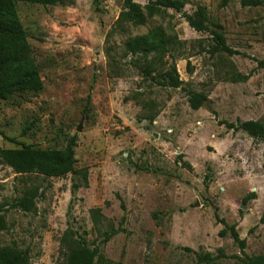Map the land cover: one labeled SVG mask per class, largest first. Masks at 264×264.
<instances>
[{
	"label": "rangeland",
	"instance_id": "rangeland-1",
	"mask_svg": "<svg viewBox=\"0 0 264 264\" xmlns=\"http://www.w3.org/2000/svg\"><path fill=\"white\" fill-rule=\"evenodd\" d=\"M152 1L17 2L43 88L0 100V149L76 142L61 177L0 159V247L29 250V264H65L80 240L111 264H242L220 219L236 225L246 254L264 255V136L228 127L264 123V0H183L145 25L120 21L130 2ZM199 8L209 30L189 22ZM156 28L166 52H128L130 38ZM174 67L180 87L167 76ZM190 92L209 101L195 110ZM34 188L32 210L9 206Z\"/></svg>",
	"mask_w": 264,
	"mask_h": 264
},
{
	"label": "trees",
	"instance_id": "trees-1",
	"mask_svg": "<svg viewBox=\"0 0 264 264\" xmlns=\"http://www.w3.org/2000/svg\"><path fill=\"white\" fill-rule=\"evenodd\" d=\"M24 1L42 5H58L62 0H0V100H8L15 94L26 91H40L43 88L42 78L31 53L28 33L24 28L17 2ZM259 0H242L244 5L258 4ZM184 6L183 0H153L149 5L142 7L140 4L130 2L127 10L122 12L120 21L132 22L135 25H145L148 18L161 12V7H169L177 10ZM192 27L198 31L209 30L206 23L207 12L199 8L196 17H188ZM219 43L226 45V39L221 33H216ZM170 39L165 32L156 28L148 34L130 38L126 43L128 52L133 54L166 52ZM168 72L172 86L180 87L183 81L176 74V67ZM209 101V97L201 92H190V106L198 110ZM231 129H242L253 137L264 136V123L255 120L241 122L239 126L228 123ZM21 148L0 149V159L11 166L16 173H38L46 177L65 176L74 169L76 163L74 139L70 140L64 149H42L33 145L21 144ZM38 188L28 190L15 202L9 204L13 208L30 211L35 206V200L39 194ZM7 204L0 205V230L8 228L4 215ZM225 225L219 233L225 236L231 232L234 240L240 244L244 256L242 264H264V255H248L244 252L246 240L241 239L236 225H229L226 220L220 219ZM108 233L105 242L115 234ZM199 261L210 262L213 260L210 254H198ZM30 251L19 248L16 245L0 247V264H29ZM65 264H111L100 254L98 248H91L83 241H76L70 245L66 253Z\"/></svg>",
	"mask_w": 264,
	"mask_h": 264
},
{
	"label": "water",
	"instance_id": "water-1",
	"mask_svg": "<svg viewBox=\"0 0 264 264\" xmlns=\"http://www.w3.org/2000/svg\"><path fill=\"white\" fill-rule=\"evenodd\" d=\"M81 129V128H80Z\"/></svg>",
	"mask_w": 264,
	"mask_h": 264
}]
</instances>
